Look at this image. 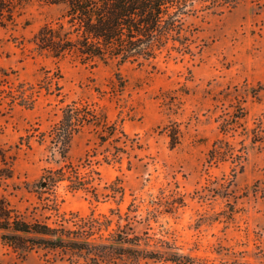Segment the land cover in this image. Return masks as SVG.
Wrapping results in <instances>:
<instances>
[{
	"label": "rangeland",
	"instance_id": "374dc122",
	"mask_svg": "<svg viewBox=\"0 0 264 264\" xmlns=\"http://www.w3.org/2000/svg\"><path fill=\"white\" fill-rule=\"evenodd\" d=\"M62 11L60 4L34 2L17 26L0 25V89L20 82L38 88L47 69L60 70L66 101L93 104L127 132L129 144L116 161L119 143H101L87 127L63 157L49 137L61 117L55 93L42 89L33 107L0 98V173L12 169L11 176L0 175V196L29 221L78 230L71 220L83 218L92 240L132 227L148 231L152 239L143 247L165 257L264 264V8L241 0L223 13L189 16L191 52L97 65L58 60L37 47L39 28ZM237 105L246 113L243 125L223 134L220 115ZM171 133L179 142L173 144ZM221 137L237 148L244 143V157L211 163L210 149ZM69 162L82 176L91 174L89 189L48 177L49 169ZM4 233L12 231L0 229ZM64 256L60 249L14 246L0 236V264H60ZM140 264L172 262L146 258Z\"/></svg>",
	"mask_w": 264,
	"mask_h": 264
},
{
	"label": "trees",
	"instance_id": "16d2710c",
	"mask_svg": "<svg viewBox=\"0 0 264 264\" xmlns=\"http://www.w3.org/2000/svg\"><path fill=\"white\" fill-rule=\"evenodd\" d=\"M241 0H0V25L15 27L29 4L34 2L60 4L62 13L55 19L42 25L35 34L37 47L48 55L60 60L71 58L84 63L97 65L99 62H154L162 54L171 56L173 52L192 51V31L186 23L189 16L199 12L223 13L234 8ZM264 8V0H252ZM62 74L45 71L38 88L28 82L0 89V98L8 97L10 105L17 102L33 107L42 89L59 97L61 117L49 130L50 141L54 148L65 157L70 149L73 137L87 127L97 132L101 143L116 142L113 152L116 161L122 159L120 152H126L130 137L116 121L88 101H66L62 94L60 79ZM121 79V76H119ZM124 85L123 80H120ZM12 107V106H11ZM246 113L243 106L237 105L233 112L225 111L220 115L219 128L223 134L234 135L243 125ZM45 133H43L44 135ZM173 144L179 142L177 133H171ZM44 139V138H42ZM121 144V145H120ZM116 147V146H115ZM245 144L237 148L224 137L217 139L209 152V161L218 163L227 158L234 161L244 157ZM109 159V156H106ZM48 177L52 181L70 180L72 189H89L92 176H82L78 167L71 162L56 169H49ZM94 171V170H93ZM0 175L9 177L12 169ZM121 188V186H119ZM78 230L52 226L39 220L29 221L3 196H0V229L12 233L1 234L7 243L26 248L42 246L60 249L65 255L60 264H140L146 258H165L172 264H253L239 259L231 262H216L201 255L174 253L163 256L161 252L143 247L150 244L151 235L121 229L109 236L92 240L89 230L83 226L87 221L80 218L71 220ZM19 233L44 235L33 238ZM82 235L83 240L71 237ZM259 264V263H256Z\"/></svg>",
	"mask_w": 264,
	"mask_h": 264
}]
</instances>
